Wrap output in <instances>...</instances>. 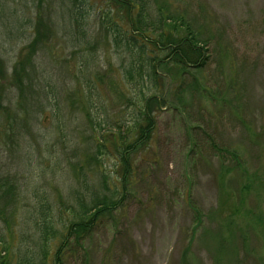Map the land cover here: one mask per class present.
Listing matches in <instances>:
<instances>
[{
    "label": "rangeland",
    "instance_id": "rangeland-1",
    "mask_svg": "<svg viewBox=\"0 0 264 264\" xmlns=\"http://www.w3.org/2000/svg\"><path fill=\"white\" fill-rule=\"evenodd\" d=\"M186 1L206 6L220 29L200 78L214 100L159 114L153 145L135 157L123 210L63 264H264V0ZM92 2L82 32L68 1L0 0V187L12 190L0 201V255L2 242L14 247L12 262L25 254L14 253L19 247L34 249L28 214L40 199L56 214L73 204L91 135L87 79L96 81L107 122L122 111L120 57L100 24L102 0ZM40 17L50 34L18 85L15 65ZM166 85L169 97L173 82ZM209 139L237 151L241 170L229 154L215 155ZM103 164L113 173L115 160Z\"/></svg>",
    "mask_w": 264,
    "mask_h": 264
},
{
    "label": "trees",
    "instance_id": "trees-1",
    "mask_svg": "<svg viewBox=\"0 0 264 264\" xmlns=\"http://www.w3.org/2000/svg\"><path fill=\"white\" fill-rule=\"evenodd\" d=\"M65 1L72 4L73 20L77 30L82 31L88 9L94 6L93 0ZM102 2L103 6L97 10H101L100 24L120 57L118 71L124 99L120 117L114 123L104 119L95 101L96 81L87 79L88 95L84 99L91 135L86 158L77 163L79 188L73 204L64 205V212L58 210L56 214L47 197L40 199L28 214L37 237L34 249L19 247L14 253L25 254L12 262L6 256L13 253L14 247L2 242L0 264H63L67 258H78L79 249H84L95 232L108 224L106 220L123 210L125 197L134 187L135 157L153 145L159 114L175 110L187 113L190 99L214 100L216 91L200 78L219 47L217 40L221 33L206 6L200 3L196 11L186 0ZM49 34V27L40 17L34 40L15 65L14 78L18 85L23 84L26 63ZM167 81L173 82L169 97ZM190 128L192 132L199 129ZM194 145L197 147V143ZM209 145L222 159L229 154L235 170H241L244 164L237 151L221 148L213 140ZM105 158L115 160L113 173L104 169ZM11 191L0 187V201L5 202ZM17 213L14 210L11 217Z\"/></svg>",
    "mask_w": 264,
    "mask_h": 264
}]
</instances>
